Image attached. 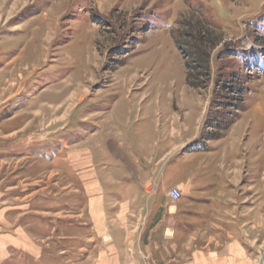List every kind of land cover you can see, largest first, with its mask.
I'll list each match as a JSON object with an SVG mask.
<instances>
[{
  "label": "rangeland",
  "instance_id": "obj_1",
  "mask_svg": "<svg viewBox=\"0 0 264 264\" xmlns=\"http://www.w3.org/2000/svg\"><path fill=\"white\" fill-rule=\"evenodd\" d=\"M33 38L50 41L36 52L42 56L36 68L16 58ZM197 49L207 53L202 62L209 69L187 66ZM189 73L195 85L188 82ZM65 88L71 90L61 105L67 114L27 128L40 100L58 101ZM156 101L172 110L198 105L201 126L233 119L245 146L253 138L243 156L248 170L243 184L251 186L244 197L253 196L243 205L252 201L260 211L254 243L259 263L264 0H0V236L7 242L0 264H92L94 234L82 211L86 197L76 194L74 173L63 162L66 150L81 130L92 129L93 111L103 120L114 113L120 124L125 113ZM11 117H18L15 125L7 122ZM249 221L245 216L244 237L252 239ZM19 235L32 240L34 253L9 244Z\"/></svg>",
  "mask_w": 264,
  "mask_h": 264
},
{
  "label": "crops",
  "instance_id": "obj_2",
  "mask_svg": "<svg viewBox=\"0 0 264 264\" xmlns=\"http://www.w3.org/2000/svg\"><path fill=\"white\" fill-rule=\"evenodd\" d=\"M44 43L50 41L29 39L16 58L39 67L42 56L36 52L46 49ZM69 91L57 93L58 101L40 98V110L26 127L39 128L53 115L65 116L61 105ZM202 111L198 105L162 108L156 101L145 110L125 113L120 124L114 113L103 120L104 115L93 111L92 129L81 130L70 151L67 142L62 146L66 170L77 181L76 194L86 197L82 211L88 213L94 234L88 255L92 264L258 263L254 243L260 235V211L252 201L243 205L253 196L244 197L251 186L243 184L248 174L243 156L254 140L245 146L244 132L236 131L238 122L216 137L215 123L199 124ZM14 117L7 122L15 125ZM174 188L181 191L178 201L169 197ZM245 216L252 239L244 237ZM4 237L1 250L7 244ZM14 239L9 244L34 253L32 240Z\"/></svg>",
  "mask_w": 264,
  "mask_h": 264
},
{
  "label": "trees",
  "instance_id": "obj_3",
  "mask_svg": "<svg viewBox=\"0 0 264 264\" xmlns=\"http://www.w3.org/2000/svg\"><path fill=\"white\" fill-rule=\"evenodd\" d=\"M203 59H206V60L208 59L207 53H203L202 51H199L197 49L196 51L191 52V63H188L187 66L191 67L195 71H200V70H202L201 68L207 70V69H209V67L208 66H206V67L204 66L205 64H203V62H202ZM188 82L190 84H193V85L196 84V83H192L193 81L190 80V73H189ZM232 123H233V119H232V121L230 123H228L226 125H223L222 123L221 124H216L218 127H217V129H215L213 131V134H215L216 137L221 136V134L223 132H225Z\"/></svg>",
  "mask_w": 264,
  "mask_h": 264
},
{
  "label": "built area",
  "instance_id": "obj_4",
  "mask_svg": "<svg viewBox=\"0 0 264 264\" xmlns=\"http://www.w3.org/2000/svg\"><path fill=\"white\" fill-rule=\"evenodd\" d=\"M169 197L173 201H178L181 198V191L178 188H174L169 192Z\"/></svg>",
  "mask_w": 264,
  "mask_h": 264
},
{
  "label": "water",
  "instance_id": "obj_5",
  "mask_svg": "<svg viewBox=\"0 0 264 264\" xmlns=\"http://www.w3.org/2000/svg\"><path fill=\"white\" fill-rule=\"evenodd\" d=\"M259 264H264V251H263V255H262V257H261V259L259 261Z\"/></svg>",
  "mask_w": 264,
  "mask_h": 264
},
{
  "label": "bare ground",
  "instance_id": "obj_6",
  "mask_svg": "<svg viewBox=\"0 0 264 264\" xmlns=\"http://www.w3.org/2000/svg\"><path fill=\"white\" fill-rule=\"evenodd\" d=\"M4 96V95H3ZM75 97V96H74Z\"/></svg>",
  "mask_w": 264,
  "mask_h": 264
}]
</instances>
